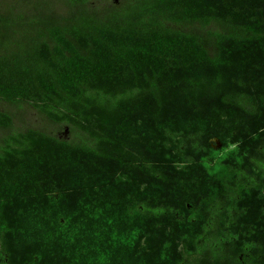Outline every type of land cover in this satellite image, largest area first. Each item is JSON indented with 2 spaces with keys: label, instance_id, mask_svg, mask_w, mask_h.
I'll return each mask as SVG.
<instances>
[{
  "label": "trees",
  "instance_id": "trees-1",
  "mask_svg": "<svg viewBox=\"0 0 264 264\" xmlns=\"http://www.w3.org/2000/svg\"><path fill=\"white\" fill-rule=\"evenodd\" d=\"M0 264H264V0H0Z\"/></svg>",
  "mask_w": 264,
  "mask_h": 264
},
{
  "label": "rangeland",
  "instance_id": "rangeland-1",
  "mask_svg": "<svg viewBox=\"0 0 264 264\" xmlns=\"http://www.w3.org/2000/svg\"><path fill=\"white\" fill-rule=\"evenodd\" d=\"M102 1H103V0H95V2H97V3H100V2H102ZM8 107H9V109L12 110V111H15V110H16V108H15L14 106H11V105L9 106V105H8ZM28 114H29V117L25 116V118H27L29 121H30V120H32V121L34 120V122L37 121V118H36V116H35V114H34L33 112H30V111H29ZM57 131H58L57 133H58L60 136H65V137L68 136V130L63 131V132H62V131H59V130H57Z\"/></svg>",
  "mask_w": 264,
  "mask_h": 264
}]
</instances>
